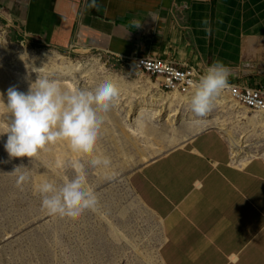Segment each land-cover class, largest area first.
<instances>
[{
    "label": "crops",
    "instance_id": "0c3cea01",
    "mask_svg": "<svg viewBox=\"0 0 264 264\" xmlns=\"http://www.w3.org/2000/svg\"><path fill=\"white\" fill-rule=\"evenodd\" d=\"M0 8L59 50L171 58L200 74L219 60L228 85L264 88V0H0ZM243 160L209 130L133 175L153 215L141 207L163 226L162 264H264V159Z\"/></svg>",
    "mask_w": 264,
    "mask_h": 264
},
{
    "label": "rangeland",
    "instance_id": "374dc122",
    "mask_svg": "<svg viewBox=\"0 0 264 264\" xmlns=\"http://www.w3.org/2000/svg\"><path fill=\"white\" fill-rule=\"evenodd\" d=\"M69 66V71L59 70ZM37 75L83 90L104 78L117 85L119 95L103 113L96 141V151L109 164H86L95 194L90 207L75 215H53L42 208L34 185L41 178L60 184L63 176L73 175L68 167H54L65 145H51L29 161L9 158L0 137V264H162L163 226L134 197L133 175L209 130L219 132L231 148L232 140L247 145L244 151L231 149L235 162L264 159V116L235 106L229 91L222 89L211 108L197 116L188 106L189 96L160 92L108 53L47 46L24 34L0 8V93L9 86L26 91ZM170 98L176 99L172 105Z\"/></svg>",
    "mask_w": 264,
    "mask_h": 264
},
{
    "label": "clouds",
    "instance_id": "9594fccd",
    "mask_svg": "<svg viewBox=\"0 0 264 264\" xmlns=\"http://www.w3.org/2000/svg\"><path fill=\"white\" fill-rule=\"evenodd\" d=\"M205 31L210 29L206 27ZM21 56L27 57V53ZM227 76L228 69L219 60L204 69L192 82L188 97L192 113L199 116L211 108L214 98L226 87ZM118 95L117 85L108 78L83 90L76 86L62 87L59 81L38 75L26 91L9 86L0 93V137L4 138L3 149L9 158L26 157L30 161L51 145L62 143L66 147L54 167L58 170L68 167L73 175L63 176L60 184L41 178L34 185L42 208L49 214H79L95 202L85 168L86 164L94 168L109 164V158L96 151V141L103 113ZM86 153L95 154L85 162L82 157Z\"/></svg>",
    "mask_w": 264,
    "mask_h": 264
},
{
    "label": "built area",
    "instance_id": "2783aa9c",
    "mask_svg": "<svg viewBox=\"0 0 264 264\" xmlns=\"http://www.w3.org/2000/svg\"><path fill=\"white\" fill-rule=\"evenodd\" d=\"M132 67L141 77L154 83L165 94L190 96L192 82L201 75L195 68L171 58H118ZM233 104L251 113L264 116V88L226 85Z\"/></svg>",
    "mask_w": 264,
    "mask_h": 264
},
{
    "label": "bare ground",
    "instance_id": "6f19581e",
    "mask_svg": "<svg viewBox=\"0 0 264 264\" xmlns=\"http://www.w3.org/2000/svg\"><path fill=\"white\" fill-rule=\"evenodd\" d=\"M71 67L72 66H69V67H65V68H59V70L60 71H69V69H71ZM149 82V81H148ZM226 94V93H225ZM226 96H228L227 94H226ZM224 97V96H223ZM230 98V92H229V97H228V99ZM231 99V98H230ZM174 100H176V99H173L172 100V98H170V100L168 101V104L170 105H172V103L174 102ZM158 102H160V101H158ZM227 135H229V134H227ZM246 148H247V145H245V146H242V144H239V142H237V141H234V140H232V150L233 151H235V152H238V151H244V150H246ZM172 151V150H171ZM171 151H169V152H171ZM169 152H167L166 154H168ZM165 154V155H166ZM164 155V156H165ZM232 162V161H231ZM235 167H238V166H235ZM132 193H133V195H134V197H138V195L134 192V191H132ZM136 195V196H135ZM138 200H140V198L138 197ZM141 201V200H140ZM141 203V202H140ZM141 205H142V207L144 208V209H147L149 212H150V214H152V211L149 209V208H147V207H145V205L143 204V203H141ZM153 215V214H152Z\"/></svg>",
    "mask_w": 264,
    "mask_h": 264
}]
</instances>
